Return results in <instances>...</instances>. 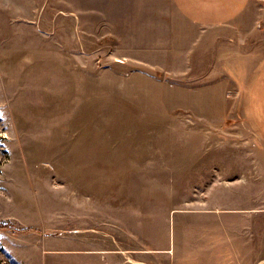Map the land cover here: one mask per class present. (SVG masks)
Returning <instances> with one entry per match:
<instances>
[{
	"label": "rangeland",
	"instance_id": "1",
	"mask_svg": "<svg viewBox=\"0 0 264 264\" xmlns=\"http://www.w3.org/2000/svg\"><path fill=\"white\" fill-rule=\"evenodd\" d=\"M33 2L0 0V264H104V250L142 241L214 256L245 216L258 264L264 144L226 91L257 61L233 53L230 79L203 86L188 66L198 52L165 54L184 27L175 12L17 20Z\"/></svg>",
	"mask_w": 264,
	"mask_h": 264
},
{
	"label": "crops",
	"instance_id": "2",
	"mask_svg": "<svg viewBox=\"0 0 264 264\" xmlns=\"http://www.w3.org/2000/svg\"><path fill=\"white\" fill-rule=\"evenodd\" d=\"M25 8L16 9L19 14L17 20L167 21L175 12L184 27H181L183 31L177 30L176 54L169 50L165 54L168 58L178 55L179 60L175 57L176 61H182L186 54L190 59L198 52L195 62L191 59L188 66L190 70L197 67L201 70L200 85L208 86L224 78L230 79L227 72L220 74V68L225 63L228 65L233 53L243 56L239 65L247 66L257 61L251 73L239 77L242 82L238 78L230 81L235 87L242 84L237 88L228 84L226 91L233 103L242 101L243 116L248 126L264 144V0H34ZM191 29L197 34L194 38ZM194 79L197 81L196 77ZM249 209L247 212L250 213ZM221 221L223 225L227 223L224 218ZM231 221L233 225H247L248 228L233 227L231 233H220L221 239L216 241H230V250L217 252L214 256L188 253L186 243L182 245L184 249L181 250L182 246L178 249L179 244L175 240L168 249H145L142 241L136 247L118 245L104 250V264H157L162 261L167 264H255L257 235L252 232L255 219L245 216ZM216 246L219 248L218 244ZM206 247L211 248L212 245ZM258 264H264V258Z\"/></svg>",
	"mask_w": 264,
	"mask_h": 264
}]
</instances>
